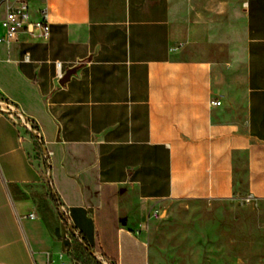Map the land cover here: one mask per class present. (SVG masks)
I'll return each mask as SVG.
<instances>
[{"label": "crops", "instance_id": "0c3cea01", "mask_svg": "<svg viewBox=\"0 0 264 264\" xmlns=\"http://www.w3.org/2000/svg\"><path fill=\"white\" fill-rule=\"evenodd\" d=\"M0 98L52 151L0 111V264H155L164 201L264 198V0H31Z\"/></svg>", "mask_w": 264, "mask_h": 264}, {"label": "rangeland", "instance_id": "374dc122", "mask_svg": "<svg viewBox=\"0 0 264 264\" xmlns=\"http://www.w3.org/2000/svg\"><path fill=\"white\" fill-rule=\"evenodd\" d=\"M145 239L155 264H264V198L166 200Z\"/></svg>", "mask_w": 264, "mask_h": 264}, {"label": "built area", "instance_id": "2783aa9c", "mask_svg": "<svg viewBox=\"0 0 264 264\" xmlns=\"http://www.w3.org/2000/svg\"><path fill=\"white\" fill-rule=\"evenodd\" d=\"M31 0H5V11L0 19V25L3 28V32L0 34V41H9L14 33L25 25L29 18V3ZM31 24L36 28V35L45 38L49 32V24L46 19L45 6H42L39 10V16L31 21ZM23 60H28V54L22 56ZM210 104L218 103L217 98H210ZM0 111L8 115L17 121L19 126L29 132L37 143L39 152L44 159L46 164H49V157L52 151L45 145L41 133L33 122V120L20 108L13 105L11 102H8L0 98ZM56 206L59 214V219L64 225V228L67 234H71L74 237L78 236L77 229L73 226L70 220L69 211L67 206L58 198L55 194ZM158 210L155 209L151 212V215L157 214ZM31 215V213H29ZM101 264H111L110 262L100 258ZM61 264H72L64 263Z\"/></svg>", "mask_w": 264, "mask_h": 264}, {"label": "water", "instance_id": "95a60500", "mask_svg": "<svg viewBox=\"0 0 264 264\" xmlns=\"http://www.w3.org/2000/svg\"><path fill=\"white\" fill-rule=\"evenodd\" d=\"M1 1V0H0ZM76 66H71L65 69V71L62 73V75L59 78V82H63L71 72L75 70Z\"/></svg>", "mask_w": 264, "mask_h": 264}]
</instances>
